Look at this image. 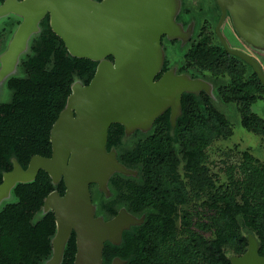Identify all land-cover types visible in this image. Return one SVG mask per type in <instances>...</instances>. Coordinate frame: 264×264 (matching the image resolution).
I'll return each instance as SVG.
<instances>
[{"label":"trees","instance_id":"16d2710c","mask_svg":"<svg viewBox=\"0 0 264 264\" xmlns=\"http://www.w3.org/2000/svg\"><path fill=\"white\" fill-rule=\"evenodd\" d=\"M19 23L20 19L10 17L0 33L9 29L10 35ZM161 47V67L166 69V48ZM183 55L187 65L193 62L197 69L210 73L216 94L240 103L244 126L264 137V120L250 109L257 98L264 96V84L252 68L218 45L200 43ZM96 66L97 61L68 52L52 31L48 14L40 20L38 31L19 56V72L6 80L10 99L0 102V184L14 162L25 169L33 156L51 155L50 130L65 108L71 85H87ZM186 98L200 100L201 95L187 92L181 99L175 139L168 135L162 117L169 120L170 112L164 110L148 131L140 133L126 164L120 162L113 149L117 162L127 172H112L106 191L96 185L93 191L91 187L95 216L108 220L123 207L137 221L121 231L118 242L104 243L102 264H111L115 259L122 264H232L231 257L247 251L250 238L256 242L258 254L264 256V163L245 152L238 165L240 176L231 173L219 186L207 182L205 149L214 136L227 134L226 120L210 106L205 108L204 101V111H198L190 102L186 113ZM123 127L116 123L108 129L107 153L114 137L128 136ZM115 177H132L136 184L120 180L126 187L125 203L117 209H105L104 199L116 195L109 186ZM64 188L62 183L54 185L51 177L40 170L32 181L16 183L10 189L12 201L0 207V264H45L51 257L56 223L53 212L42 208L49 193L58 190L62 194ZM206 188L214 190L205 201L214 212L209 224L214 236L210 239L194 232L186 216L180 226L175 219L178 206L188 202L189 193L199 196ZM39 211L42 214L35 219ZM75 252L72 231L60 264H73Z\"/></svg>","mask_w":264,"mask_h":264},{"label":"water","instance_id":"95a60500","mask_svg":"<svg viewBox=\"0 0 264 264\" xmlns=\"http://www.w3.org/2000/svg\"><path fill=\"white\" fill-rule=\"evenodd\" d=\"M248 3L250 0H235L230 7L239 31L244 24L243 6ZM174 12L170 10V0H3L0 4V17L14 14L21 18L0 55L2 76L14 70L30 35L38 31L40 20L47 14L52 31L71 55L97 61L87 85H71L65 108L50 130L51 156L35 155L25 169L14 162L0 184L1 201L16 183L32 181L40 170L53 179L62 176L64 195L52 191L43 204L45 212H53L56 223L47 264L61 263L72 231L76 239L73 264H102L104 243L118 242L121 231L137 222L123 209L108 220L95 216L90 184L96 183L106 191L112 172H127L114 153L105 150L109 127L118 123L128 129L127 133L144 128L171 103L172 88L167 85L166 75L157 81L154 78L164 58L161 37H174L169 21ZM254 40L258 43L260 39ZM230 52L251 64L264 84V75L255 60ZM203 86V82L196 81L190 88H179L177 93L196 92ZM231 263L264 264V256L258 254L257 244L250 238L247 251L231 257ZM111 264L122 263L115 259Z\"/></svg>","mask_w":264,"mask_h":264},{"label":"rangeland","instance_id":"374dc122","mask_svg":"<svg viewBox=\"0 0 264 264\" xmlns=\"http://www.w3.org/2000/svg\"><path fill=\"white\" fill-rule=\"evenodd\" d=\"M229 3H232L234 5L235 0H226ZM1 4V3H0ZM200 7V10L205 15L208 13V0H186L184 4V9H191V11H197V9ZM232 6V5H231ZM228 11H231L230 8H228ZM222 9V13H223ZM222 13L220 18H222ZM14 16L16 19L21 18L14 14H8L5 16L0 17V30L6 23L8 22V19L10 17ZM197 17V15H196ZM208 17V16H207ZM226 18V17H225ZM204 20V16H199V20ZM17 28V27H16ZM8 35L10 32L9 29L5 31H1L0 33V55L5 52V50L8 47V44L16 30ZM214 24L211 25L209 20L207 19L205 23V28L203 29L202 33L208 38V45H218V38L214 37ZM243 30V29H242ZM239 31L234 23L229 22V18L227 17V20H222L221 26H219L218 33L219 36L223 41L228 45L230 50H233L235 52L241 53L246 56H251L254 58L255 62L261 69L263 75H264V43L256 44L254 41L253 45L251 42H247L246 39H244V31ZM33 34L30 35V37ZM29 37V38H30ZM171 39H176L175 37H170ZM29 40V39H28ZM196 41V39L194 40ZM166 44V58L168 62L169 67H175L179 66H188L189 64H194L193 62L189 63L187 65V61L184 58L183 50L181 48H178V45L176 41H173L171 43ZM216 46V45H215ZM27 49V48H26ZM189 49L187 48L185 52H187ZM26 51V50H25ZM24 51V52H25ZM22 52L21 54H23ZM20 54V55H21ZM191 68L193 71H198V69L191 65ZM18 67L17 64L14 68V70L8 74V75H1L0 74V102H7L10 99V91L8 90L6 86V80L9 76L13 74H17ZM206 78L208 82L210 83V87H207V93L203 91H199L201 98L200 100H193L192 101L188 98L184 101H186V108L185 112L188 113L190 102L195 106V108L198 111H204V107L202 105L203 101L205 102V108L206 105L210 106L211 109L217 111L220 113V116L223 117L224 121L226 120L224 126L227 129V134L225 136H214L211 140V143L208 147L205 149V159L203 161V164L205 166V177L207 182H211L215 186H219L221 184L226 183L228 177L232 173L234 177L240 176L238 165L240 164L242 160L243 153H248L250 156H252L254 159L264 163V137H262L259 134H256L251 129L244 126L242 122L243 113L240 107V103L236 101L227 100L221 95L215 93V86L212 85L210 81H212V76L210 73H206ZM219 80L223 79L224 81L227 79L226 77H220ZM205 80V79H204ZM218 80V81H219ZM216 81V80H215ZM197 93V94H198ZM191 94V93H190ZM207 95L209 97H207ZM185 98V93L182 94V98ZM188 97V96H187ZM208 98V99H207ZM211 98V99H210ZM196 101V102H195ZM251 112L255 115L259 116L261 119L264 120V96L259 97L250 105ZM179 116V115H178ZM175 117V116H174ZM164 122L166 123V128L168 131L169 137L171 136V139H175L176 137V128H177V121L178 118H174L173 122L169 119L166 120L164 117ZM153 123V122H152ZM151 123V124H152ZM137 129H133L129 132L128 136L120 135L119 137H114V139L109 142L108 148L109 152L112 153L113 149L116 151L118 159L121 163L126 164L127 159L129 157L130 150L134 148L136 145V142L141 138L140 132L136 131ZM106 147V146H105ZM116 159V158H115ZM117 161V160H116ZM133 169V168H131ZM110 177V176H109ZM116 181H111L109 186L112 190L115 191L114 196L111 195V197L107 196V198L104 199V208L105 209H114L119 208L117 207L120 203H125L126 201V187L124 185H121V181L124 183H131L136 184L134 178L132 177H125V178H114ZM118 180V181H117ZM95 187H93L94 191ZM214 190H209L206 188L202 193H200L199 196H195L192 192L189 193L188 196V202L185 205L178 206L176 213H175V219L178 226L181 224V220L183 217H187L191 221V229L206 237L207 239L212 238L214 235L213 229L211 228L210 224V218L213 215V211L210 210L206 205L205 201L210 193H212ZM12 201L11 196H6L0 201V207L6 203ZM127 203V202H126ZM125 210L123 207L121 208ZM42 211L44 209L42 208ZM42 211L37 212L35 219H38Z\"/></svg>","mask_w":264,"mask_h":264},{"label":"flooded vegetation","instance_id":"af4514ba","mask_svg":"<svg viewBox=\"0 0 264 264\" xmlns=\"http://www.w3.org/2000/svg\"><path fill=\"white\" fill-rule=\"evenodd\" d=\"M185 2H186V0H170V10L172 13L174 10H175V12L173 15V19L172 20L169 19V21H170V26L173 30V35L176 39L173 40L170 37H168L167 35H163L161 37V45L165 47L166 46V44H164L165 42L171 43L173 41H176L178 48L184 49L183 50L184 52L187 48L190 50L194 46H196L200 43H202V44L206 43V45H208V38L202 33L203 29L205 28V23L208 19L209 22L211 23V25L214 24L213 36L218 38V40H219L218 46H222L230 55H234V56L239 57L241 60H243V62L245 64L249 65L252 68V70L254 71L252 65L249 64L246 60H244L240 56L230 52L233 50L229 49L228 45L223 41V39H221V37L219 36L220 34L218 33L219 26H221V24H222V20L225 21V20H227V17H228L229 22L233 23L231 12L228 11V8L231 7L232 3H229L226 0H208V6H207V8H208L207 12L208 13L205 15V13L204 14L202 13L199 6H198L199 8L197 9L196 12L191 11V9H184ZM236 3H238V1ZM222 9L224 11L223 13H222ZM221 13H222V18H220ZM242 13L243 14L241 15V19L243 21H246V23L243 24V30H242V31H244V34H243L244 37L243 38L246 39V41L248 43L251 42V44H253V45L258 44L254 40V39L257 40V38H260V40H258L257 42H259V41L263 42L264 41V30L251 29L250 28L251 24L249 21L248 14L245 12H242ZM196 15H197V17H196ZM202 15L204 16L205 19L204 20L202 19V21H201V20H199V16H202ZM195 39H196V41H194ZM253 41L256 44H254ZM215 45H217V44H215ZM248 57H250L251 59L254 60L253 57H251L249 55H248ZM191 65L194 66V64H189L188 66H181V64H179V66H175V67L167 66L166 69H162V67H161V70L158 71V73L156 74V76L154 78V81H157L163 75H166L167 85H169L172 88V90L170 91V94H169L170 95L169 100H171V103L168 104L166 106V108H164L161 112V113H163L164 110H168L170 112V120L172 122H173L174 118H176V117H178V115H180L181 99H182L183 93H187V92L198 93L199 91H203V92L207 93V87H210V83L208 82L206 75H205L207 73V71H204V70L201 71L198 69V71L194 72L193 69L191 68ZM158 75H159V77H157ZM196 81L203 82L204 86L196 92H191L189 90H183L178 95L177 91L179 90V88H185V87L190 88V86H192L193 83H195ZM210 82L212 83V81H210ZM212 85H213V83H212ZM176 106H178V110L175 109ZM157 117L154 119V121L157 119ZM154 121H153V123H154ZM153 123L147 124L145 126L143 125L144 128H136L137 129L136 131H138L140 133L145 132L146 130L148 131V129H150L152 127ZM127 130L128 129L126 127L122 128L123 133H126ZM51 179H52V183L54 185H59L60 183H62L64 185L62 176L57 177L55 179H53V178H51ZM93 185H96V187L99 188L98 184L92 183V184H90V189H91V187H93ZM64 187H65V185H64ZM54 191L58 192V190H54ZM64 192H65V188H64ZM64 192L62 194L59 192L58 193L62 196V195H64ZM48 260L45 261V264H47Z\"/></svg>","mask_w":264,"mask_h":264},{"label":"crops","instance_id":"0c3cea01","mask_svg":"<svg viewBox=\"0 0 264 264\" xmlns=\"http://www.w3.org/2000/svg\"><path fill=\"white\" fill-rule=\"evenodd\" d=\"M243 7L245 13L249 16L250 28L254 30H264V0H250V3ZM243 22L246 23V21Z\"/></svg>","mask_w":264,"mask_h":264}]
</instances>
